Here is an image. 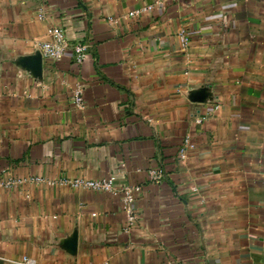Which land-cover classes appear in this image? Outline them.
Instances as JSON below:
<instances>
[{
	"label": "crops",
	"instance_id": "obj_1",
	"mask_svg": "<svg viewBox=\"0 0 264 264\" xmlns=\"http://www.w3.org/2000/svg\"><path fill=\"white\" fill-rule=\"evenodd\" d=\"M157 1L0 0V182L20 181L0 186L1 258L264 264V0ZM52 27L83 63L42 55ZM109 177L117 194L61 183Z\"/></svg>",
	"mask_w": 264,
	"mask_h": 264
},
{
	"label": "built area",
	"instance_id": "obj_2",
	"mask_svg": "<svg viewBox=\"0 0 264 264\" xmlns=\"http://www.w3.org/2000/svg\"><path fill=\"white\" fill-rule=\"evenodd\" d=\"M161 0H158L156 4L160 3ZM153 9L152 6H148L142 9L140 13L149 12ZM44 12L40 8L38 9L37 18H44ZM49 35L51 39L47 42H43L39 44L38 48L42 55L52 61L59 62L63 59L64 54L67 50H70L73 55V60L77 64H81L86 59V56L89 52V45L85 42H77V43H69L67 40L64 31L59 27H52L49 30ZM180 43L183 48L188 46V40L185 34H180L179 36ZM81 88H76L72 94V102L77 108L83 107V97H82ZM216 109L218 106L215 107ZM191 147L189 138H185L182 144V147L179 150V157L184 159L186 156L187 150ZM164 170L162 168H154L148 171L149 179L152 182L160 183L164 178ZM29 181L31 182H42V178H31ZM20 181H14L12 179L5 180L0 182V186L3 188H12ZM62 184H66L72 188H80L97 192H107L112 194H117L115 191V182L114 178L109 177L107 179H86V178H75V179H62ZM141 192L140 186H124L120 191V199L122 210L126 217V225L124 230L130 231L135 225L138 217L136 212L134 211L133 205L134 202ZM0 261L12 264H31L29 259L26 257H22L19 260H10L6 258H1Z\"/></svg>",
	"mask_w": 264,
	"mask_h": 264
}]
</instances>
